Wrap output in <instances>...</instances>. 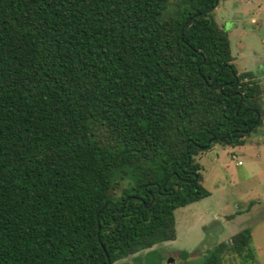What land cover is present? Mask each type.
Returning <instances> with one entry per match:
<instances>
[{
	"label": "trees",
	"instance_id": "16d2710c",
	"mask_svg": "<svg viewBox=\"0 0 264 264\" xmlns=\"http://www.w3.org/2000/svg\"><path fill=\"white\" fill-rule=\"evenodd\" d=\"M217 2L0 0V264H114L175 239L174 211L209 195L195 159L264 116ZM227 253L255 264L248 229L201 264Z\"/></svg>",
	"mask_w": 264,
	"mask_h": 264
},
{
	"label": "rangeland",
	"instance_id": "374dc122",
	"mask_svg": "<svg viewBox=\"0 0 264 264\" xmlns=\"http://www.w3.org/2000/svg\"><path fill=\"white\" fill-rule=\"evenodd\" d=\"M235 11L241 12L244 19L232 26ZM213 15L215 23L226 32L234 70L253 73L260 86V105L264 110V69L259 65L264 61V0H218ZM223 16H226L225 21L221 20ZM250 18L255 22L250 23ZM260 121L245 140L252 156L257 151L262 154L264 150V118ZM258 142L263 148L256 145ZM200 156L195 160L201 167L202 187L209 196L174 211L175 239L114 264H201L209 251L226 243L225 235H233L242 229L250 231L252 247L257 249L255 264H264V158H260L258 167L261 173L250 175L244 170L249 159L240 157L241 166H236V160L229 158L227 147L214 144ZM250 201H259L260 204L253 205L248 214L234 217L233 212L243 210ZM193 209L204 217L200 225L193 221ZM216 214L218 218H229L218 223L213 219ZM221 264H239V261L235 255L227 253Z\"/></svg>",
	"mask_w": 264,
	"mask_h": 264
},
{
	"label": "crops",
	"instance_id": "0c3cea01",
	"mask_svg": "<svg viewBox=\"0 0 264 264\" xmlns=\"http://www.w3.org/2000/svg\"><path fill=\"white\" fill-rule=\"evenodd\" d=\"M233 15L235 16V19H233L232 22H231L232 23V26L238 25V23H240L244 19L243 14L241 12H239V11H235ZM221 20L225 21L226 20V16L225 17L223 16ZM254 22H255L254 19L253 18H250V23H254ZM220 28L222 29V27H220ZM259 65H260V68L261 69H264V61H260L259 62ZM244 72H247V71H243V73ZM263 78H264V76H263ZM245 140H246V138H245ZM260 144L261 143H259V142L256 143V145L261 149V148H263V145L260 146ZM227 149H228V154L230 153V157L233 156V158H230L229 157L230 160H236V162H235V165L236 166H241V162L242 161L240 160V157H243V159L244 158L249 159L247 161V163H246V166L244 167L245 168L244 170H245V172L247 174H250V175H253V174L254 175H259L261 173L260 172L261 170L258 167L260 166V162H261L260 161V158H264V150L263 149H262V154H260L257 151V153L254 156H252L250 153H248V150H250V148H247L246 147L245 141L240 146L227 147ZM198 159H201V156ZM217 159H218V155L216 156V161H217ZM196 203H198V202H196ZM250 203H252V204H250ZM224 204H227V203H224ZM224 204H222V205H224ZM255 204L259 205L260 202L259 201H255V202H251L250 201V202H248V204L245 206V208L243 210H241V211H237L236 210L235 212H233L234 217H239V216L248 214L250 212L251 207H253V205H255ZM202 217L203 216H201V214L198 213L197 210L193 209V221H194V223H196V225H200L202 223V220L204 219V217L203 218ZM213 217H214L213 218L214 221H217L218 223L219 222H222V221H225L226 219L229 218V216L228 217L218 218V215L217 214L216 215H213ZM210 220H212V219H210ZM262 220L264 221V216L262 217ZM230 236L231 235H225V237H224L225 240L228 241ZM251 246H252V240H251ZM252 249L254 251L255 258H257L258 257L257 249L256 248H253V247H252Z\"/></svg>",
	"mask_w": 264,
	"mask_h": 264
},
{
	"label": "water",
	"instance_id": "95a60500",
	"mask_svg": "<svg viewBox=\"0 0 264 264\" xmlns=\"http://www.w3.org/2000/svg\"><path fill=\"white\" fill-rule=\"evenodd\" d=\"M184 26H185V24L182 26L181 30L184 28ZM239 102H240V99H239V101H238V105H237V109H236V110H238ZM235 114H236V112H235ZM258 119H259V116L256 115V120H255L254 124L257 122ZM249 131H250V130H249ZM209 143H210V141H209V142L203 147V150H205V149L208 147V144H209ZM102 252H103V254H104V256H105V259H106L107 264H109V261H108L107 255H106V253H105V251H104L103 248H102ZM168 264H170V263H168Z\"/></svg>",
	"mask_w": 264,
	"mask_h": 264
},
{
	"label": "built area",
	"instance_id": "2783aa9c",
	"mask_svg": "<svg viewBox=\"0 0 264 264\" xmlns=\"http://www.w3.org/2000/svg\"><path fill=\"white\" fill-rule=\"evenodd\" d=\"M230 158H233V156H231Z\"/></svg>",
	"mask_w": 264,
	"mask_h": 264
},
{
	"label": "flooded vegetation",
	"instance_id": "af4514ba",
	"mask_svg": "<svg viewBox=\"0 0 264 264\" xmlns=\"http://www.w3.org/2000/svg\"><path fill=\"white\" fill-rule=\"evenodd\" d=\"M264 118V116L262 117V119Z\"/></svg>",
	"mask_w": 264,
	"mask_h": 264
}]
</instances>
